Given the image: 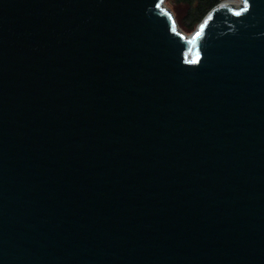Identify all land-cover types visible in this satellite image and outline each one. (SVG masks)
<instances>
[{"label": "water", "instance_id": "1", "mask_svg": "<svg viewBox=\"0 0 264 264\" xmlns=\"http://www.w3.org/2000/svg\"><path fill=\"white\" fill-rule=\"evenodd\" d=\"M0 264H264V0H0Z\"/></svg>", "mask_w": 264, "mask_h": 264}, {"label": "trees", "instance_id": "2", "mask_svg": "<svg viewBox=\"0 0 264 264\" xmlns=\"http://www.w3.org/2000/svg\"><path fill=\"white\" fill-rule=\"evenodd\" d=\"M221 0H185L188 9L185 12L184 23L187 28H193L209 9L218 4Z\"/></svg>", "mask_w": 264, "mask_h": 264}, {"label": "rangeland", "instance_id": "3", "mask_svg": "<svg viewBox=\"0 0 264 264\" xmlns=\"http://www.w3.org/2000/svg\"><path fill=\"white\" fill-rule=\"evenodd\" d=\"M222 1V0H221ZM242 0H229V1H227V3H230V4H234V5H236V6H241V2ZM165 3H166V5L167 6H169L172 10H173V13H174V15H175V18L177 19V21H178V23H179V25L182 27V29L184 30V31H186L187 33H191V32H193L196 28H197V26H198V24L204 19V17L199 21V22H197L196 24H195V26L193 27V28H187L186 26L187 25H185V21H184V16H185V12H186V10L188 9V7H187V3L185 2V0H165ZM214 7V6H213ZM212 7V8H213ZM211 8V9H212ZM211 9H209L208 11H207V13L211 10Z\"/></svg>", "mask_w": 264, "mask_h": 264}, {"label": "snow or ice", "instance_id": "4", "mask_svg": "<svg viewBox=\"0 0 264 264\" xmlns=\"http://www.w3.org/2000/svg\"><path fill=\"white\" fill-rule=\"evenodd\" d=\"M245 4H247V0H245ZM246 10V9H245ZM240 13H237V15H239ZM173 31H175V27H173ZM200 33H197V35H199Z\"/></svg>", "mask_w": 264, "mask_h": 264}, {"label": "bare ground", "instance_id": "5", "mask_svg": "<svg viewBox=\"0 0 264 264\" xmlns=\"http://www.w3.org/2000/svg\"><path fill=\"white\" fill-rule=\"evenodd\" d=\"M227 1H229V0H225V2L227 3ZM242 4V3H241ZM237 7H240V6H237Z\"/></svg>", "mask_w": 264, "mask_h": 264}, {"label": "built area", "instance_id": "6", "mask_svg": "<svg viewBox=\"0 0 264 264\" xmlns=\"http://www.w3.org/2000/svg\"><path fill=\"white\" fill-rule=\"evenodd\" d=\"M242 2V1H241Z\"/></svg>", "mask_w": 264, "mask_h": 264}]
</instances>
